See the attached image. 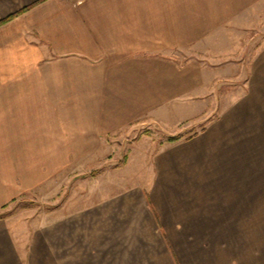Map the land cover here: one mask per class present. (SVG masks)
I'll return each instance as SVG.
<instances>
[{"label":"crops","instance_id":"crops-1","mask_svg":"<svg viewBox=\"0 0 264 264\" xmlns=\"http://www.w3.org/2000/svg\"><path fill=\"white\" fill-rule=\"evenodd\" d=\"M262 21L264 0H0V213L52 176L37 149L207 116L147 182L0 214V264H264Z\"/></svg>","mask_w":264,"mask_h":264},{"label":"rangeland","instance_id":"rangeland-1","mask_svg":"<svg viewBox=\"0 0 264 264\" xmlns=\"http://www.w3.org/2000/svg\"><path fill=\"white\" fill-rule=\"evenodd\" d=\"M260 28H264V21L261 22ZM248 57L249 54H246V58ZM242 81L240 80V83ZM234 82L236 81L230 80L228 85L221 89L219 87L216 94L223 95L226 88L229 94L237 93L240 91V83L236 85ZM216 103L215 107L219 109L224 101ZM206 117L204 115L196 118L198 120L191 123L192 125L185 121L175 127L168 125L169 122L134 123L124 142L120 141L117 146L111 148L37 149L38 180L51 165L54 167L51 168L52 176L48 178L47 175L48 179L44 177L47 181L40 183L31 193L16 198L0 214L8 216L10 220L24 221L28 220L30 215L35 213L39 215L60 208L64 204L74 207L78 198L90 199L91 196L85 195L94 194L92 190L109 183L118 190L129 184L147 182L152 173V158L168 141L167 139L175 134L179 137L189 136L193 131L200 129L202 120ZM177 127L181 128L180 133H177ZM246 136L251 140H264V132H261L259 137L258 133ZM83 193L85 194L82 195Z\"/></svg>","mask_w":264,"mask_h":264},{"label":"trees","instance_id":"trees-1","mask_svg":"<svg viewBox=\"0 0 264 264\" xmlns=\"http://www.w3.org/2000/svg\"><path fill=\"white\" fill-rule=\"evenodd\" d=\"M179 138V136H170L168 138V141H174V140H177Z\"/></svg>","mask_w":264,"mask_h":264}]
</instances>
